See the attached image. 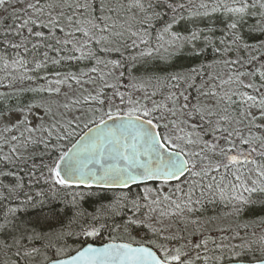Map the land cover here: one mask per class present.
Returning <instances> with one entry per match:
<instances>
[{"label":"snow or ice","instance_id":"obj_1","mask_svg":"<svg viewBox=\"0 0 264 264\" xmlns=\"http://www.w3.org/2000/svg\"><path fill=\"white\" fill-rule=\"evenodd\" d=\"M0 10V264H221L257 242L264 264V234L221 226L264 207V0Z\"/></svg>","mask_w":264,"mask_h":264},{"label":"trees","instance_id":"obj_2","mask_svg":"<svg viewBox=\"0 0 264 264\" xmlns=\"http://www.w3.org/2000/svg\"><path fill=\"white\" fill-rule=\"evenodd\" d=\"M12 11L11 8H9V12ZM7 14L3 11L0 10V19H3ZM10 20H5V23H10ZM182 29V26H181ZM189 59L188 57H180L178 58V60L176 61V66H187L189 64ZM153 66L159 65V68H164L165 66L160 64L158 61H154L152 62ZM78 67H83V65H76L75 63H72L71 65H66L64 66L61 71H68V70H78ZM158 68V70H159ZM169 70H172V68H169ZM49 71H51V69H49ZM143 73V68H139L137 71V75H140ZM0 75H3V73H0ZM4 89H0V91H3ZM31 94H28L27 96H25V101H27V99L30 98ZM12 103L14 104L15 101H12ZM5 151H7V149H5ZM36 164L40 163V158L37 157ZM27 167V166H26ZM17 169L16 168H12V171L15 172ZM20 175L24 176L25 179V183L27 185L28 181V177L27 175H25V173H20ZM0 179H3L4 183L6 184H13L15 182V177L14 176H8V177H0ZM42 184H33L32 185V191H39L41 190ZM4 205H7L9 202L8 201H3L0 202ZM99 204H93L92 202H89L88 207L92 208V207H98ZM221 207V208H220ZM222 208L223 206H218L215 210V212H213V210L210 208L209 210V214H220L222 215ZM49 210V206L45 205L43 208H35V209H29L28 210V216L29 217H36L39 214L43 213V212H47ZM260 219H264V207L261 206H257L254 207L252 209H249L248 211H246L245 213L242 214L241 217L239 218H235L233 222H235V225L237 223L243 225L244 223H249L251 226L248 229H241V235H246L249 239H255L258 241V237L262 234H264V226L260 225L259 221ZM234 229V227H233ZM252 232L256 233V236L253 237L252 236ZM141 236L143 235V233L140 234ZM224 235H227L228 237L231 236V232L229 233H225ZM126 238V237H125ZM231 239V237H230ZM108 240V235L107 233L104 234V241ZM232 241H239L241 243L240 240H232ZM92 242L94 245H102L101 241L99 239L95 240V241H90ZM69 243L72 245V247H76L79 248L81 247L83 241L80 242H76L74 240H70ZM239 243V244H240ZM240 249V248H238ZM237 250V249H236ZM239 255H235L233 253H231L230 251H228V248L225 249L224 252V256L222 258L221 264L222 263H227V262H244V263H255V262H260V260L258 259L262 253L260 251V245L257 242L256 244H253L250 248L248 249H240L238 250ZM229 252V253H228Z\"/></svg>","mask_w":264,"mask_h":264},{"label":"rangeland","instance_id":"obj_3","mask_svg":"<svg viewBox=\"0 0 264 264\" xmlns=\"http://www.w3.org/2000/svg\"><path fill=\"white\" fill-rule=\"evenodd\" d=\"M221 208V207H220ZM222 215L225 213V209L224 208H222ZM236 217H227L225 220H223L222 222H221V226H223V227H229V226H231L232 228L234 227L235 228V222H233L234 221V219H235ZM242 229V228H241ZM222 235H224V234H222ZM231 237V236H230ZM230 237H229V239L228 240H226L225 241V243L226 244H228L229 246L230 245H232V244H236V245H239V241H232V239H230ZM237 250H235V252L236 253H238L239 251L238 250H240V249H238V248H236ZM228 251H229V249H228ZM229 253V252H228Z\"/></svg>","mask_w":264,"mask_h":264},{"label":"water","instance_id":"obj_4","mask_svg":"<svg viewBox=\"0 0 264 264\" xmlns=\"http://www.w3.org/2000/svg\"><path fill=\"white\" fill-rule=\"evenodd\" d=\"M96 246V245H94ZM102 246V245H100ZM226 264H261V262H255V263H244V262H230V263H226Z\"/></svg>","mask_w":264,"mask_h":264}]
</instances>
